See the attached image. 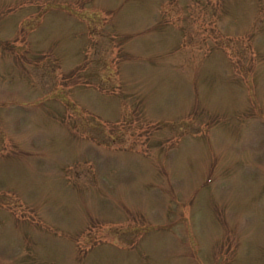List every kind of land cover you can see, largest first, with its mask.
Segmentation results:
<instances>
[{"label": "rangeland", "instance_id": "1", "mask_svg": "<svg viewBox=\"0 0 264 264\" xmlns=\"http://www.w3.org/2000/svg\"><path fill=\"white\" fill-rule=\"evenodd\" d=\"M0 264H264V0H0Z\"/></svg>", "mask_w": 264, "mask_h": 264}]
</instances>
